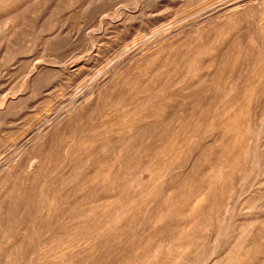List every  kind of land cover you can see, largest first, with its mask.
Wrapping results in <instances>:
<instances>
[{
  "label": "rangeland",
  "instance_id": "374dc122",
  "mask_svg": "<svg viewBox=\"0 0 264 264\" xmlns=\"http://www.w3.org/2000/svg\"><path fill=\"white\" fill-rule=\"evenodd\" d=\"M0 264H264V0H0Z\"/></svg>",
  "mask_w": 264,
  "mask_h": 264
}]
</instances>
